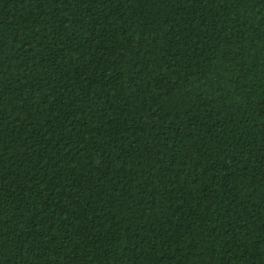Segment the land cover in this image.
<instances>
[{
    "label": "trees",
    "instance_id": "16d2710c",
    "mask_svg": "<svg viewBox=\"0 0 264 264\" xmlns=\"http://www.w3.org/2000/svg\"><path fill=\"white\" fill-rule=\"evenodd\" d=\"M0 264H264V0H0Z\"/></svg>",
    "mask_w": 264,
    "mask_h": 264
}]
</instances>
